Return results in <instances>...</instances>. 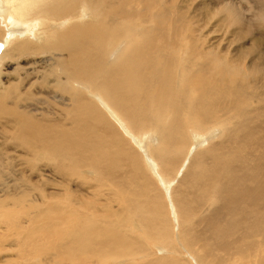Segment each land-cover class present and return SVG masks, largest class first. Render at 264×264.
<instances>
[{
    "label": "bare ground",
    "instance_id": "bare-ground-1",
    "mask_svg": "<svg viewBox=\"0 0 264 264\" xmlns=\"http://www.w3.org/2000/svg\"><path fill=\"white\" fill-rule=\"evenodd\" d=\"M173 1L0 0V64L46 58L70 103L64 125L7 110L15 89L0 97L15 146L63 180L42 184L41 202L16 199L28 229L0 203L22 243H51L38 264H264V35L224 4L232 37L252 40L230 57ZM213 55L258 74L218 69ZM85 172L97 185L78 184Z\"/></svg>",
    "mask_w": 264,
    "mask_h": 264
},
{
    "label": "rangeland",
    "instance_id": "rangeland-1",
    "mask_svg": "<svg viewBox=\"0 0 264 264\" xmlns=\"http://www.w3.org/2000/svg\"><path fill=\"white\" fill-rule=\"evenodd\" d=\"M173 4L176 7H180V9L182 8V10L184 9L183 11H186L193 19L194 26L196 27L195 34H203V36L211 34L207 40L208 45L209 42L219 44L223 52L224 49L230 48L228 52V56L230 57L237 52V47L240 44L243 43L246 47H249V43L252 40L249 38L242 41L236 37H232V34H235V30L240 26L231 23L234 19L232 15L225 16L220 13L224 9V4L232 6L240 15L242 14L245 20L242 27L250 25L249 34H254L255 36L258 34L264 35V17L258 15L254 0H174ZM195 13L197 14L196 18ZM36 23L34 24L36 25ZM171 34H174V31ZM11 49L12 47L6 52V55ZM11 57L14 60L5 56L2 64H0V97H3L8 90L15 89L17 92V96H14L13 99L5 100L7 110L16 107L17 112L29 115L37 120L48 119L51 122L68 125L69 122L65 113V110L70 107V103L67 101L68 96L66 92L57 90L58 81L54 75L46 77L47 73L54 71L51 68L53 64L51 66L41 64L40 61H44L46 58H41L34 53H30V55L28 54L22 58L18 57V55ZM213 59L218 69L229 73H236L244 78L247 75H257L259 71L258 64L252 69L245 71L244 67L239 65V63L232 66L226 57L217 58L213 55ZM55 76L62 77L58 72H56ZM257 85H264V81L257 82ZM103 113L106 114V112ZM12 120L10 114H0V156L2 158V167H0L2 171L0 173V203L5 202L9 204L10 208L6 211H10L22 219L23 230L28 229V223L25 224L24 219L28 220L32 216L25 215L22 209L12 206L16 199L20 198L19 196H23L24 194L22 193L30 192L28 194L30 197L29 201L33 203L41 202V198L37 192L40 191L42 184H50L51 186L46 189V192H54L55 190L52 189V185H60V183H63V180L53 171L57 167L56 163L49 164L48 167L43 162L28 163L30 156L26 153L25 148H17L14 144L15 139L13 138V134L15 131L13 130L15 126ZM210 133L208 135H211ZM136 145L139 147L138 144ZM137 151L140 152L139 150ZM143 161H141L142 166H144ZM85 173V178L80 180L78 184L97 185L95 181L88 180L91 176L89 173ZM72 180L76 181V177L72 178ZM71 189L76 192L79 191L76 183L71 185ZM92 191V189H89L88 193L86 191H82V193L84 192L88 196H91ZM99 194L101 195L99 202H105L106 197L103 196L102 190ZM6 211L0 210V264H38V256H41L38 254L36 256L38 248L42 245L49 248L51 243L41 241L42 238L40 236H34L35 241H30V243H22L24 240L17 237L14 227H10L8 218H4L3 212ZM35 229H38V227ZM21 236L27 237L26 234H21ZM177 247L183 253H181L182 257H187L183 247L181 245H177ZM23 248L32 249L33 254L29 256V260L24 261L22 259L20 251ZM157 249L159 248H153L154 257L159 258L166 255L156 252L158 251Z\"/></svg>",
    "mask_w": 264,
    "mask_h": 264
},
{
    "label": "water",
    "instance_id": "water-1",
    "mask_svg": "<svg viewBox=\"0 0 264 264\" xmlns=\"http://www.w3.org/2000/svg\"><path fill=\"white\" fill-rule=\"evenodd\" d=\"M3 49H4V44L0 42V53L2 52Z\"/></svg>",
    "mask_w": 264,
    "mask_h": 264
}]
</instances>
